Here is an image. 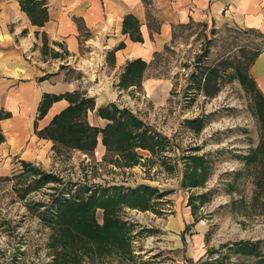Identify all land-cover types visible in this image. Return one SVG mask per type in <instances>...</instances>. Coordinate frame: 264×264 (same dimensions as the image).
Returning <instances> with one entry per match:
<instances>
[{
    "label": "rangeland",
    "instance_id": "1",
    "mask_svg": "<svg viewBox=\"0 0 264 264\" xmlns=\"http://www.w3.org/2000/svg\"><path fill=\"white\" fill-rule=\"evenodd\" d=\"M261 41L244 29L192 24L171 42L153 70L154 76L171 79L159 96L151 99L142 91L131 101L116 92V105L129 108L162 137V151L137 147L139 159L127 163L121 153L102 146L99 133L91 151L53 144L47 161L33 164L55 177L39 187L23 166L0 170V264H55L51 238L56 226L44 214L54 218L60 201L87 199L102 188L128 192L144 185L164 195L146 210L120 204L116 214L130 228L132 256L117 248L105 253L80 248L81 262L68 264H198L228 253L226 264H258L255 257L230 249L253 241L264 257V153L251 163L240 157L264 141L258 111L262 98L235 70L249 72L244 66ZM211 67L219 69L217 79L213 74L204 78ZM99 82L97 77L85 85L86 96L96 100L99 85L94 84ZM114 86L109 90L115 91ZM96 109L97 101L90 111L97 114ZM192 119H202L203 128L197 131ZM106 122L95 117L100 128ZM193 155L205 159L208 178L201 186L187 187L184 176L194 166ZM26 189L30 191L22 196ZM103 212L99 207L95 211L99 224ZM181 212L187 222L168 238L169 218Z\"/></svg>",
    "mask_w": 264,
    "mask_h": 264
},
{
    "label": "crops",
    "instance_id": "2",
    "mask_svg": "<svg viewBox=\"0 0 264 264\" xmlns=\"http://www.w3.org/2000/svg\"><path fill=\"white\" fill-rule=\"evenodd\" d=\"M200 23L261 38L249 73L264 94V0H0V170L46 162L54 143L36 130L70 104L66 94L85 97V85L97 77V107L106 98V105L116 102L117 93L155 99L171 80L153 75L160 57L180 32ZM135 61L143 63L142 74ZM46 95L62 98L39 118ZM94 112L88 119L100 126ZM185 222L182 212L172 214L168 238Z\"/></svg>",
    "mask_w": 264,
    "mask_h": 264
},
{
    "label": "trees",
    "instance_id": "3",
    "mask_svg": "<svg viewBox=\"0 0 264 264\" xmlns=\"http://www.w3.org/2000/svg\"><path fill=\"white\" fill-rule=\"evenodd\" d=\"M205 50L208 53V48ZM260 50L261 48L257 49L249 57V61L244 66L245 69L249 68L250 64L254 62ZM131 66L137 68V72L142 74L143 63L141 61L131 63ZM243 69L240 67L235 69L239 72L240 81L246 82L250 88H256L255 81L250 76V73ZM129 73L127 71L126 76L130 75ZM218 73L219 69L217 67H211L203 75L204 78L208 79L211 74L216 77ZM193 77H196V74H193ZM259 96L262 99L258 102V111L264 129V105L261 104V102L264 103V94L260 92ZM65 97H69L70 104L56 114L47 126L36 130L40 137L52 140L55 145L61 144L69 149L78 148L82 151H91L96 148L98 135L102 133V143L107 147V150L121 153L127 163H132L139 159L136 152L137 147L148 149L151 152L163 150L162 137L150 129L145 121L135 115L129 108H121L114 102L97 107V115L110 121L104 128H100L92 124L88 119L90 110L96 107L94 97H81L79 92L66 94ZM60 98L62 97L57 95H46L39 108V118L45 115L53 100ZM3 117L4 114L0 112V119ZM190 122L197 124V131L203 128L202 119H192ZM3 140L4 136L0 131V143ZM261 153H264V141L253 152L240 157L251 163L258 158L257 154ZM191 158L194 160V166L191 169H187L184 176V184L187 187L201 186L205 184L208 178V168L205 167V159L196 155ZM23 167L25 173L34 175L35 187L55 179L53 175L42 172L41 169L30 162L23 161ZM108 189L102 188L100 189L102 190L100 194L94 193L88 196L87 199L60 201L61 203L57 207V216L54 218L46 214L43 215L46 221L56 226L51 238V245L57 254L53 261L55 264L81 262L80 248H83L85 252L100 251L102 253L108 252L112 248H117L125 256H132L130 228L117 217L118 207L120 204L126 203L146 210L151 208L152 202L164 195V193H159L158 189L145 185L128 192L124 190L122 192L119 188H115V190L122 193ZM29 191L30 189H26L22 196H25ZM98 207L104 209L103 224H99L95 218V211ZM234 245L235 247L230 249L231 251L255 257L258 264H264V257L261 250L257 247V243L246 240ZM228 258L229 253L218 260H199L198 264H226Z\"/></svg>",
    "mask_w": 264,
    "mask_h": 264
}]
</instances>
